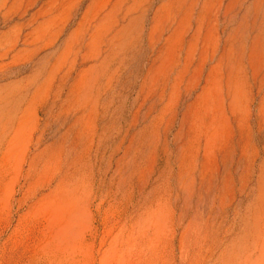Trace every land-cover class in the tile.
Wrapping results in <instances>:
<instances>
[{"label":"rangeland","instance_id":"rangeland-1","mask_svg":"<svg viewBox=\"0 0 264 264\" xmlns=\"http://www.w3.org/2000/svg\"><path fill=\"white\" fill-rule=\"evenodd\" d=\"M0 264H264V0H0Z\"/></svg>","mask_w":264,"mask_h":264}]
</instances>
